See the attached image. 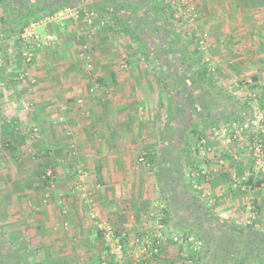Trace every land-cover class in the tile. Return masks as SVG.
Listing matches in <instances>:
<instances>
[{
	"label": "crops",
	"instance_id": "1",
	"mask_svg": "<svg viewBox=\"0 0 264 264\" xmlns=\"http://www.w3.org/2000/svg\"><path fill=\"white\" fill-rule=\"evenodd\" d=\"M144 1V10L138 14L140 17L147 14L153 22L152 26L146 24L149 21L142 23L143 42L150 47V57L135 46L125 33L122 24L124 20L112 22L105 16L107 25L102 27L100 21H103V17L98 16L99 21L95 27H89L83 22H71L64 26L50 25L42 28L47 34L57 36V41L52 48L36 49L32 60L37 66H34L33 72L44 82V88L40 87L38 90H46L44 95H38L35 91V95L32 93L30 98L38 107L42 108L45 104L47 113L62 115L66 127L76 135V138H70L66 143L68 156L64 155L67 156L65 160L76 161L77 168L72 176H67L68 179L79 173L80 178L84 179L82 186L92 198L93 208L100 212L102 219L109 220L128 239L144 235L155 236L160 223L164 226L163 231L181 234L182 232L174 228V224L187 211L182 202L181 187L167 189L163 182L159 185L157 176L161 167L169 168L170 164L167 163L176 160L175 152L182 154L180 149L187 139L181 138L182 133H175V128L180 127L179 120L170 123V130L174 132L166 131L167 91L173 85L168 86L166 82L171 83L176 77H182L178 68H175L180 59L172 58L171 52L166 56L162 54L167 46L164 42L166 43L165 40L170 34L168 27L172 25L171 34H178V29L168 8L164 17L171 16L170 21H166L164 17L162 19L160 11L152 4L153 0ZM194 2L200 15L198 26L202 25L209 30L213 39L215 37L222 42H228L234 41L232 37H236L238 42L241 41L237 43L236 60L233 58L230 61V66L237 69V78L250 81L252 77V81L256 83L264 82V0ZM118 13L119 18L130 20L129 23L136 25L131 20L132 10L125 9ZM156 30H161L162 33L158 39L151 35ZM2 34L3 26L0 23V40ZM1 43L4 49H9L7 57L3 51L0 53V56H4L2 63L5 76L7 70H20L21 66L16 65L10 52L13 49L20 51L21 47L19 44L12 47L8 42L5 48L6 43L3 40ZM221 50L224 51L223 46ZM85 53L90 56L89 60L82 57ZM89 64L93 66L91 74L86 71ZM22 78L28 80L26 77ZM29 79L33 85L36 84L34 79ZM177 94L182 102L183 90H178ZM209 117L212 116L209 114ZM212 141L214 140L207 141L211 144L210 147L207 145L210 150L208 160L203 161L206 164L200 167L209 169L211 180L208 183L201 180L200 192L191 188L192 193L222 220L237 223L236 220L240 218L244 221V226L251 225L264 230V183L252 190L248 188L246 192L234 190L231 187V176L226 171L230 164L226 158L231 160L232 153L227 147L224 152L226 155L222 157L220 151L216 150V143ZM198 143L194 142L192 146ZM144 151L155 167L152 172L137 163ZM194 151L191 148V153ZM209 155L214 156V159ZM186 157L189 160L190 153ZM240 162H237L234 169L237 171L238 168L243 172L245 164L241 166ZM212 169L216 174L212 173ZM237 172L240 173L239 170ZM193 173L195 172L185 173L184 182L189 183L193 179ZM77 190L79 191L77 183H73L72 186L64 188L66 193L61 194L65 203V198H68L70 208L74 207L71 195L77 194ZM76 198H79V194ZM246 198L252 199L255 208V215L249 225L247 220L252 217V212L248 211ZM80 200L82 201L81 198ZM59 204L63 214L67 215L64 203L60 201ZM83 206L87 217L84 219L82 213L73 211V226L79 228L84 235L80 247L87 249L88 253L96 249L97 258L95 261L91 260L92 263L85 260L79 264H100L104 247L88 216L89 204L83 202ZM49 226L53 229V237L60 238L57 256L53 253L50 256L57 258L61 255L65 259L63 264H72L68 259L73 257L70 248L76 250L75 246L71 245L70 240L66 241L63 236L58 235L56 221H52ZM125 241L127 264H172L177 258L176 251L189 246L176 245L170 241L162 248L160 255L137 262L134 248L129 245V240ZM180 254L178 252V256Z\"/></svg>",
	"mask_w": 264,
	"mask_h": 264
},
{
	"label": "rangeland",
	"instance_id": "2",
	"mask_svg": "<svg viewBox=\"0 0 264 264\" xmlns=\"http://www.w3.org/2000/svg\"><path fill=\"white\" fill-rule=\"evenodd\" d=\"M103 22L100 21L102 27H105L107 19L104 17ZM176 27L178 29L177 33L181 36L185 33L189 35L185 40L186 43L193 47L198 65L208 68L214 77L217 88L226 91L229 95H233L234 99L232 101H235V103L236 101H247L251 104L253 110L250 112L246 122L250 123L253 118L260 116L264 123V82L256 83L252 81L250 76V81H247L246 78L245 80L241 77L237 78V69L230 66V61L233 58L236 60L237 45L241 41L238 42L236 37H232L234 41L230 40L228 42H222L215 37L213 39L210 31L204 29L202 25L198 26V24L196 32L190 31L185 26L180 27V25H177ZM37 33L43 37L47 34L45 29H40ZM205 34L207 35L205 49L200 50L197 44L200 37ZM215 46L218 48H215ZM222 46L224 51L221 50ZM226 51L228 52L226 53ZM15 58L16 65L21 66L20 70L17 72L13 69L7 70V74L4 77L2 76L4 71L3 55H1L0 62V230L5 233L9 241H12L18 248L26 252L33 264H63L65 259L60 254V257L58 256L57 258L50 256V253L56 255V252H58L57 247H59L58 241L60 238L53 237V229L49 226L52 221H56L57 230H59L57 232L59 233L58 235L63 236L66 241L70 240L71 245L76 248V250L72 247L70 248V254L73 257L68 260L72 264L83 263L82 261L85 260L92 263L91 260L95 261L97 258V250L94 249L91 253H88L87 249L81 248L80 244H83L84 235L79 228L73 226V211L82 213L84 219L87 217V212H83L84 200L81 198L82 183L80 174H73L74 177L71 179L67 177L68 175L72 176V173L77 169L75 167L76 161L65 160L68 156L66 143H68V139L76 138V135L73 131H70V128L66 127L67 124L63 120L62 115L47 113L45 104L41 108L33 102L30 95L32 93L35 95V91L38 95H44L43 92L46 89L43 91L38 90L40 87L44 88L42 84L44 82L40 81V76L33 72L35 69L34 62L31 61L29 63L21 55H16ZM92 70V65L91 69L86 67V71L90 74L93 73ZM22 77H26L28 80H24ZM29 78L34 79L36 84L33 85ZM221 99V104L216 106L217 110L220 108L221 112H223L222 114H224V120H222L220 126L236 122L233 117L227 118L232 114L233 103L228 99ZM31 102L33 106H31ZM201 113L202 116L210 114L206 109L201 111ZM195 121L197 122L196 117L194 118ZM191 125L192 121H186L181 138L185 139L187 137ZM211 135L210 130L204 133L199 140L205 137L210 142L212 139ZM199 140L196 139L194 142L197 143ZM212 142L216 143V150L220 151V155L222 157L225 156L226 153L224 152L227 151V147L218 141L214 140ZM247 143L248 138L243 143H235L229 147L232 150V155L230 156L231 160L229 157L226 158L230 162L226 171L231 176V179L232 175L238 179H241L244 175L248 180L252 178L253 183H256L255 179L258 182V177L251 174L249 170L251 161L246 152ZM9 144L11 147L17 148L11 150L8 147ZM197 145L194 144L192 146V151L193 149L195 150ZM208 145L210 147L211 144L209 143ZM180 150L182 154L175 152L176 158L184 154L183 148ZM235 150L239 154L241 151L243 152L240 154L241 159L234 158ZM145 153L147 152H143L137 163L148 168V172H152L155 167L147 159V154ZM192 153L189 160L187 158L184 162L185 173L195 172L206 164L202 159L196 157V153H194L195 155ZM64 155L67 156L65 157ZM209 157L214 159V156L209 155ZM142 158L145 161H141ZM237 162H240L241 166L245 164L243 172L237 167V171L239 170L240 173L234 169L236 164H238ZM217 165L220 166L219 164ZM233 169L235 171L234 174V171L232 172ZM224 177L228 179L226 175ZM48 178L50 181L44 183V180ZM73 183H77L79 191L77 190V194L71 195V199H74V207L70 208L68 198H65L67 199L65 203L61 194L66 193L64 188L72 186ZM64 184L67 185L62 187ZM78 194L79 198H76ZM64 195L62 196L65 197ZM60 201L67 208V215L63 214V209L59 208ZM236 221L238 222L235 224L244 226V221L240 220V218ZM181 235L186 236L183 233ZM198 247V243L195 246L189 244L188 247H183L182 250L176 251L177 258L172 264H185L191 258V255L197 252ZM178 252L181 253L179 256ZM82 253H86V255L82 256Z\"/></svg>",
	"mask_w": 264,
	"mask_h": 264
},
{
	"label": "trees",
	"instance_id": "3",
	"mask_svg": "<svg viewBox=\"0 0 264 264\" xmlns=\"http://www.w3.org/2000/svg\"><path fill=\"white\" fill-rule=\"evenodd\" d=\"M152 2L154 8L160 11V16L163 19L167 14V7L164 5L163 0H153ZM143 3H145L144 0H0V23L3 26L1 40L6 43L5 48L9 44L8 42L13 47V45L19 44V35L23 29L47 12L64 9L68 6L84 5L94 9L99 17H109L112 22H123L124 20L122 24L125 33L135 46L142 49L150 57L152 54L150 47L148 44L144 45L143 42L142 23L149 21L146 24L152 26L153 22L147 14L139 16L138 13L144 10L142 7H145ZM125 9L133 11V19L131 20L136 25L129 23L130 20L118 17V12ZM164 18L166 21L171 20V16ZM170 26L168 29L166 28L170 34L169 38L167 37L165 40L166 43L164 42V45L167 46L162 56H166L171 52L172 58L180 59L179 65H176L175 68H178L182 79L176 77L177 81L166 82L168 86L173 84L170 90L167 91L166 116L168 120L166 131L167 133L173 131L170 130V123L175 120H179L180 124H178L180 127L175 128L177 134L183 132L186 121H192V125L182 147L184 154L176 158L173 163L168 162L167 164H170L169 168L161 167L157 176L159 185L163 182V186H166L167 189L179 187L182 189V202L187 211L183 218L174 224V228L184 235L193 237L199 244L197 252L193 253L185 264H264V230L256 229L251 225L247 227L222 220L211 210H208L200 199L195 197L191 191V184L184 182L183 178L185 176L184 162L188 153L191 154L193 142L196 139L199 140L204 133L211 129L220 127L222 120H224L223 112L220 108L217 110L216 107L221 104V98H224L223 100L228 99L233 103L232 114L227 118L233 117L235 121L245 122L253 110L252 106L247 101H236L235 103V101H232L234 99L233 95H229L224 90H219L208 68L198 65L193 47L185 41L189 35L187 33L183 36L171 34L172 25ZM160 32L161 30H156L151 35L158 39L162 35ZM8 50L4 49L2 45L5 57L8 56ZM175 68L171 65L172 71L175 72ZM2 76L4 77V73ZM178 90H183L182 102L179 101ZM205 109L209 111L212 117H209V115L202 116L201 111ZM195 117L197 122H194ZM203 123L204 125H202ZM8 147L11 150L17 148L11 147L10 144ZM195 153L197 154V152ZM49 181L48 178L44 180V183ZM263 183L264 181L261 180L253 183V179L249 178L245 184L247 188L255 189L262 186ZM0 264H33L26 252L18 248L12 241H9L1 230Z\"/></svg>",
	"mask_w": 264,
	"mask_h": 264
},
{
	"label": "built area",
	"instance_id": "4",
	"mask_svg": "<svg viewBox=\"0 0 264 264\" xmlns=\"http://www.w3.org/2000/svg\"><path fill=\"white\" fill-rule=\"evenodd\" d=\"M163 3L171 12L175 26H185L187 29H190V31L196 32L200 15L194 0H163ZM98 21L99 18L96 11L84 5L68 6L64 9L47 12L37 21L31 22L23 29L22 33L19 35L20 51L13 49L10 52L11 58L14 60L16 55H21L30 63L36 49L41 50L43 48L52 47L57 41V36L51 33L46 34L45 37L41 36L37 31L42 28H46L50 25L64 26L71 22H83L89 27H94ZM194 35L196 34L194 33ZM206 38V34L200 37L197 44L198 49H205ZM1 51L2 43L0 40V53ZM82 57L87 60L90 59V56L86 53L83 54ZM87 67L91 69L90 64ZM211 134L213 140L220 142L225 147L233 146L235 143H243L248 138L246 152L251 161L250 172L257 176L259 180L264 181V123L260 116L253 118L250 123L246 121H236L226 125L223 124L218 128H213ZM207 145V139L202 137L195 148L197 156L202 159V161L207 159L210 152ZM229 152L232 153V150L229 149ZM234 152V158L241 159V152L240 154L237 150ZM141 161H145V159L142 158ZM212 173L216 174V171L213 170ZM191 178L193 179H190L189 183L192 189L200 192L201 180L208 183L211 180V173L207 168H200L191 175ZM247 180L245 176L241 179L233 176L231 179V187L234 190L246 192L248 189L245 184ZM83 182L84 179L81 178L82 185ZM81 192V198L86 205L89 204L90 211L88 216L104 247V252L100 258V264H127L128 251L125 240H129V245L134 248V258L137 262L160 255L162 248L170 241L176 245L191 244L195 246L197 243L191 236H183L178 233L174 234L167 230L163 231L164 226L161 223L158 226V234L155 236L144 235L128 239L126 235L119 232L109 220L101 218L100 212L93 208L92 198H90L84 186H81ZM245 202L249 208L248 211L252 212V217L247 220V224L249 225L255 215L254 202H252L250 198H246Z\"/></svg>",
	"mask_w": 264,
	"mask_h": 264
}]
</instances>
